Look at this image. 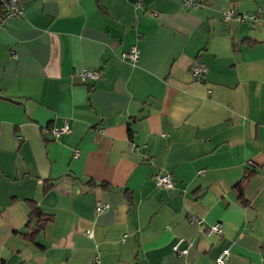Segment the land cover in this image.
Segmentation results:
<instances>
[{
    "label": "crops",
    "instance_id": "0c3cea01",
    "mask_svg": "<svg viewBox=\"0 0 264 264\" xmlns=\"http://www.w3.org/2000/svg\"><path fill=\"white\" fill-rule=\"evenodd\" d=\"M19 3L0 25V263L216 264L230 247L226 264H264V0Z\"/></svg>",
    "mask_w": 264,
    "mask_h": 264
},
{
    "label": "built area",
    "instance_id": "2783aa9c",
    "mask_svg": "<svg viewBox=\"0 0 264 264\" xmlns=\"http://www.w3.org/2000/svg\"><path fill=\"white\" fill-rule=\"evenodd\" d=\"M183 3L186 7L190 8H197L199 6L203 5V0H183ZM0 8H1V13H0V25H3L6 23L10 18L12 17H17L22 15V7L19 3V0H0ZM261 14V10L255 12V13H247L243 14L238 11H236L233 8H227L223 12V20L225 22H243V21H254L259 17ZM139 54V49L135 45H131L127 50L123 51L121 53V56L130 62H134L137 60ZM14 56L16 54H13ZM204 65L203 63L197 58L194 57L191 65H190V72L191 75L195 78L200 80L201 76L204 72ZM79 77L82 81H95L100 77V71L98 69H83L82 71L79 72ZM70 126H69V121L67 119L63 120V123L60 127H54L51 129L50 133L53 137L58 136L61 133H66L69 132ZM77 153V152H76ZM75 153V154H76ZM155 184L156 185H163L167 188H171L172 185L170 183V176L167 173H164L160 176H157L155 178ZM108 204L99 202L95 206V211L96 212H101L107 209ZM195 221L199 223L201 220L198 218H195ZM90 231L88 232V234ZM207 233L209 235L212 234H220L221 233V224L219 222L214 223L210 225L208 228ZM229 248L224 249L215 259L216 264H226L229 256ZM173 250L178 253V254H183L186 253L185 248H178L177 244L173 245ZM95 263L98 264L99 260L96 258Z\"/></svg>",
    "mask_w": 264,
    "mask_h": 264
},
{
    "label": "trees",
    "instance_id": "16d2710c",
    "mask_svg": "<svg viewBox=\"0 0 264 264\" xmlns=\"http://www.w3.org/2000/svg\"><path fill=\"white\" fill-rule=\"evenodd\" d=\"M253 173L254 172L252 170H246V172H244V175L242 176L240 181L234 186L235 190L238 193V198L241 200L243 204H245L246 201L243 197L242 189H243L244 184L249 180V178L253 175ZM28 207L30 210V219L37 218L38 219L37 221L38 229L41 228L44 225V222L49 220V217L41 216L42 214L40 213L36 205L32 202H28ZM0 264H3V263L1 262Z\"/></svg>",
    "mask_w": 264,
    "mask_h": 264
}]
</instances>
